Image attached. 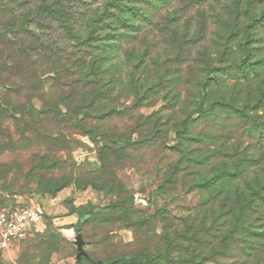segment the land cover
<instances>
[{"label":"rangeland","instance_id":"obj_1","mask_svg":"<svg viewBox=\"0 0 264 264\" xmlns=\"http://www.w3.org/2000/svg\"><path fill=\"white\" fill-rule=\"evenodd\" d=\"M7 1L0 28L38 0H15L11 12ZM65 2L80 44L47 26L55 51L27 75L17 33L0 44V210L45 212L43 232L14 254L0 250V264H93L76 257L78 233L103 264H249L243 234H264V141L245 133L242 115L219 110L216 125L195 126L213 128L215 144L192 141L206 160L166 181L180 154L176 126L200 103L224 99L264 121V0ZM219 142L232 173L221 180L210 177L222 171ZM249 194L252 209L236 224Z\"/></svg>","mask_w":264,"mask_h":264},{"label":"trees","instance_id":"obj_2","mask_svg":"<svg viewBox=\"0 0 264 264\" xmlns=\"http://www.w3.org/2000/svg\"><path fill=\"white\" fill-rule=\"evenodd\" d=\"M136 2H141L144 4V6H151L154 3L159 2V4L162 1L166 0H132ZM156 1V2H153ZM13 2L15 0H8V11L11 12L13 10ZM25 2V0H24ZM24 2L21 1L20 4H24ZM249 2V1H248ZM26 3V2H25ZM247 4V2H246ZM25 5V4H24ZM141 13V17H146V13ZM11 14V13H10ZM260 17H264L262 14ZM259 18H252L251 20H258ZM56 23L59 28L62 29L64 32V35H66L69 40H72L73 45H78L82 42L80 37L76 34L75 29V23H76V17L72 13V8H70L69 4H66L65 0H38L33 6H31L27 11H24L22 14H19L17 17H10L7 22H5L1 28H0V44L6 43L11 47L15 44L14 39L16 34L19 39V57L22 60L23 66L21 72L23 74L27 75L26 72L29 68L36 61L35 58L44 56L41 54L45 53L46 57L51 56L55 50L54 47L56 46L55 41H51V38L46 37L45 34H42L43 30L53 24ZM14 36H10V35ZM9 35V37L7 36ZM27 42L26 44H24ZM10 51H14L13 48H10ZM29 58V59H28ZM26 59V60H25ZM249 64V63H247ZM24 65L26 67L24 68ZM26 79V78H24ZM3 106L8 107L9 104L4 103ZM264 106V102H263ZM264 109V107H262ZM2 110V109H1ZM221 110L224 111L226 114L232 113V116L235 115H242V122H244V131L249 137H253L256 141L263 140L264 141V121L256 119L254 116H247L243 109L236 108V106L224 99H217L211 104L207 106H203L202 103L198 105L192 112H190L187 116H185L181 121L179 122V125L176 126V129L174 131L175 133V139H176V147L180 148V154L178 157V160H176L171 170L169 171V175L167 178L166 183H170L171 187L172 185L176 184V178L175 174L178 172V170L184 169V167L188 165L187 167H191V163H203L204 159L206 160L207 156L199 155L196 152H194V149L198 146H192V141L200 140L199 142H203L204 144H215L214 138H213V128L210 130H199L195 131L194 127L199 125L200 123H206L208 127H212L214 124L216 125V116L218 115L217 112ZM13 111V110H12ZM17 111V109H14L13 112ZM246 115V116H244ZM222 124H217V126ZM188 138V139H187ZM174 147V145H173ZM200 147V146H199ZM217 147V148H216ZM216 152L220 150L221 155H219V161L220 165L222 166L221 172H214L211 174V178L217 180L224 179V176L227 175V173L232 174L231 171L227 170L226 167V157L227 154L224 151V148L219 142L216 144ZM217 155V154H216ZM216 157V156H215ZM191 171V169H190ZM198 185L200 188H204L202 185L204 183H207L208 178H203L202 180H197ZM169 185V184H168ZM254 195H259L258 191L254 192ZM214 197V196H213ZM212 200V198H210ZM252 202H254L253 194L247 195L245 198L242 199V202H240L237 206V209L234 212V218L235 222L240 221L239 217L244 216L246 214V210L252 209ZM264 211V210H263ZM79 217H82L86 214H89L91 212L82 211V212H76ZM247 216V215H246ZM245 234V233H244ZM241 239L242 247H241V256L243 259L249 262V264H264V254L262 252L263 248V231L259 232L257 234H254L252 236H244ZM231 235V233H230ZM225 247V246H224ZM225 249H221L218 255H224ZM236 252V251H234ZM89 255V254H88ZM81 262H90L93 264H103L102 261H96L94 260L90 255L88 258H82L80 260ZM135 262V261H134ZM108 264L109 262H105ZM104 263V264H105ZM111 263V262H110Z\"/></svg>","mask_w":264,"mask_h":264},{"label":"built area","instance_id":"obj_3","mask_svg":"<svg viewBox=\"0 0 264 264\" xmlns=\"http://www.w3.org/2000/svg\"><path fill=\"white\" fill-rule=\"evenodd\" d=\"M9 205L0 210V250L16 246L29 230L42 222L44 208L39 204Z\"/></svg>","mask_w":264,"mask_h":264},{"label":"crops","instance_id":"obj_4","mask_svg":"<svg viewBox=\"0 0 264 264\" xmlns=\"http://www.w3.org/2000/svg\"><path fill=\"white\" fill-rule=\"evenodd\" d=\"M69 219V216H66V217H64L62 220H60V222H61V225H64V224H66V223H70L71 222V220H68ZM56 220L54 219V222H55ZM71 224V223H70ZM69 224V226L68 227H63L62 229H61V231H63V235H69L70 234V231H71V225ZM45 229V216H44V219L42 220V222H40V223H38L37 225H35L34 227H32L30 230H29V232H28V234H27V236H26V238L25 239H27L28 237L29 238H33V237H35L36 235H38L39 233H41V232H43V230ZM25 239H23V240H25ZM22 240V241H23ZM15 246H13V247H11V248H9V249H6V250H1V251H5L6 252V254L7 255H11V254H14L13 253V248H14Z\"/></svg>","mask_w":264,"mask_h":264},{"label":"water","instance_id":"obj_5","mask_svg":"<svg viewBox=\"0 0 264 264\" xmlns=\"http://www.w3.org/2000/svg\"><path fill=\"white\" fill-rule=\"evenodd\" d=\"M74 244H75L76 249H77V255H76L77 259H81L82 257H84V258L89 257L88 253L83 248L85 242L82 238L81 233L76 234V236L74 238Z\"/></svg>","mask_w":264,"mask_h":264}]
</instances>
